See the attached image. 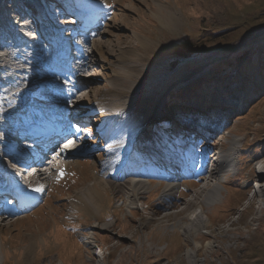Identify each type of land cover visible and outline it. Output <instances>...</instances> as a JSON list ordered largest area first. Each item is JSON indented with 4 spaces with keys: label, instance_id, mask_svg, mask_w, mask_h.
<instances>
[{
    "label": "rangeland",
    "instance_id": "rangeland-1",
    "mask_svg": "<svg viewBox=\"0 0 264 264\" xmlns=\"http://www.w3.org/2000/svg\"><path fill=\"white\" fill-rule=\"evenodd\" d=\"M106 1L108 11L100 15L107 16L108 24L91 46L90 67L79 82L83 90L73 99L87 125L83 127L88 132L86 145L100 143L95 129L108 145L111 133L106 125H121L122 131L112 139L114 160L101 164L102 151L94 147L96 151L82 153L92 148L82 143L76 154L79 164L68 166L61 178L48 184L42 203L24 218L4 220L0 264H264V0ZM55 9L59 15L68 13L59 9V3ZM166 11L175 13L171 24L165 19ZM183 40L187 59L174 50ZM128 70L131 77L123 75ZM133 70H141L145 82L150 80L139 90L149 102L141 123L130 128L124 125L132 124L130 112L112 102L115 96L110 88L128 90ZM132 98L124 92L117 97ZM99 99L102 104L112 102L113 115L100 116ZM201 109L206 121L209 114L217 116L216 132L206 146L220 148L224 155L228 152L233 168L221 171V177L207 176L197 187L193 181L181 184L170 197L162 195L165 185L149 182L148 191L136 193L138 209L128 210L125 177L114 181L111 175L116 167L110 170L115 164L121 170L125 165L123 135L135 141L143 125L148 128L141 129L144 135L150 133L156 117L162 119L156 125L165 131L160 121L196 117L191 110ZM170 138L173 143L174 137ZM126 172L119 175L128 177ZM213 184L219 185L221 194L206 206L205 194ZM92 185L94 194L85 196V201H70ZM200 205L206 225L185 235L180 226L191 221L188 214ZM71 213L73 221L66 223ZM96 220L111 225L97 228L92 226ZM78 231L94 236L97 246L87 243L83 251ZM208 241L211 247L205 245ZM91 251H98V256Z\"/></svg>",
    "mask_w": 264,
    "mask_h": 264
},
{
    "label": "bare ground",
    "instance_id": "bare-ground-1",
    "mask_svg": "<svg viewBox=\"0 0 264 264\" xmlns=\"http://www.w3.org/2000/svg\"><path fill=\"white\" fill-rule=\"evenodd\" d=\"M31 2H32L31 0L28 1V2H26V5L27 6H31V4L33 3V2L32 3ZM157 5L159 7V10H162L163 5L160 4V3H158ZM4 14H5V11L4 10H0V17L3 18ZM174 18H175V13L174 12H172V11H166V13H165V19H166L167 22H169L171 20L170 21V24H171V22H174ZM64 22H67V21L65 20ZM25 25H26V23H25ZM22 28H24V25L22 26ZM5 29L7 31L9 29H14V28L12 26L6 25V28ZM19 35H20V33H19ZM141 44L144 45V48L146 47L145 44H144V42H143V40H141ZM90 50L92 52V48H90ZM6 55H8V52H6ZM11 63H12V65H17V64H20L22 62H21L20 58L17 57V58L14 59V62L11 61ZM14 63H17V64H14ZM140 71L141 70H133V72H135V74H133L134 75V78H133L134 80L131 78L132 79V82L128 85V87H127L128 90H125L124 88H113V87L110 88V91L115 96V101L112 100V102H115L116 106L119 109L125 108V109H128L129 110V112H130L129 118L132 121V124H130L128 122V124H124V125H126L127 127L130 126V128H133V126L136 125V123H141V114H144L146 112L145 109H144V107L149 102V99L143 98V97H141L139 95V90L140 89H144L147 86V83L150 82V80L148 82H145V79H144V76H143L145 74L139 73ZM131 74H132V72L130 70H128V71H126V72L123 73L124 76H128L129 75L130 77H131ZM122 92H124V93H131L133 95V98L130 101H128L127 99L126 100H119V99H117L118 95L120 93H122ZM101 98L102 97H100V99ZM100 99L97 101L99 103V106H98L99 107V110L101 111V115L100 116H111V115H113L114 114L112 112L113 110L110 107L112 105V102L111 103H107V104H102V103L99 102ZM80 119L82 120V117L81 116L78 117V119H76V120L78 121ZM80 127H84V126H80ZM120 128H121V125L116 126V127L106 125V127H105L106 132H110L111 134H110V137H109L108 145L104 146L105 153H104V158L100 160L101 164H105L107 162H112L114 160V157H113L114 155H113V152H112V145L111 144L114 142V141H112V139L115 138L116 136H118V134L122 131ZM115 131H117V133H114ZM113 133H114V135H113ZM147 135L150 136V134H148V133H147ZM151 138H147L145 141H143V144L146 145L147 143H150V142H153V143L154 142H157V143L159 142V140L156 139V137L153 136ZM115 142H116V140H115ZM136 149L137 148L134 149L135 153H136ZM150 149H151V147H150ZM77 152H76V154H77ZM156 152L159 153V154H161V152H164V150L161 149V147H160V149L159 150H156ZM150 153H152V152H148V153H146V155L144 153L145 157H149V154ZM152 155H153V153H152ZM74 157H75V159L72 158V157H70L69 155L67 156V158L65 159V163H66V166L67 167L68 166H71L73 164H76V163L79 164V162H77V158H76L77 156L74 155ZM226 157H230V154L227 155V153H225V155L224 154H221L220 155L219 164H218V166L220 168L224 167L226 164L228 166V161L226 160ZM66 160H68V161H66ZM69 160H71V161H69ZM65 163H64V165H65ZM5 164L6 163L4 162V160H3V162L0 161V172H2V171L5 170ZM131 165H134V167H133L132 170H129V169L126 170L127 172L124 173V174L125 175H129V176L128 177H125V179H123V181H124V184H126V185L128 184V186H129V187H127L128 192L126 193V196H128V198L130 200V202H129V205L130 206H127L128 207V210H132V209H135L136 210V209H138V206L136 205V201L138 200L136 198L137 197L136 196V193H141V192L148 191L149 190V187H150L149 181L148 180H145L143 178V176L141 175V173L143 174V172L149 170V168H146V169L145 168H142L143 170L145 169L144 171H142L140 164L139 163L138 164H135L134 161H132V163H129V166H131ZM169 172H172V171H167V174L171 175L172 173H169ZM259 172L262 173L261 171H259ZM34 181L35 182L36 181H40V182L38 184H35L32 187V191L29 192V198L30 199L25 201V205L29 204L30 201L32 202V201H35V200H39V197L43 193L44 188L48 184H50V182H51V180H49V176H40L39 178H36ZM96 184H98V182H96ZM177 184L178 183L175 182L174 180H170L169 182H166L165 186L162 189V195L163 196H166V197L172 196L176 192ZM126 185L123 186V187H126ZM93 186L94 185H92V187H90V189L87 188V189L84 190V191H86V194H80L78 196V198L76 197L74 200H70V201H72V203H74L76 201H78V202L85 201L86 200V197H88V195L94 194V191H95L96 187H93ZM132 189H134V191ZM220 194L221 193H220V187H219V185L218 184H213L211 186V188H209L207 190L206 194H205V199L203 201L204 204L206 206H208L209 203L210 204L215 203L216 200L219 198V195ZM81 195H82V197H81ZM135 198H136V201H134ZM188 215H189V218H190L191 221L189 223L182 224L180 226V228L182 229V231H183V233L185 235H190V234H192V232H195V231L199 230L202 226H205L206 225L207 218H206V214L204 212V207L202 205L194 208V210L191 213H189ZM5 224H6V222H4V220H2L0 222V226L5 225ZM99 224H101V225H99ZM110 225H111V222L102 223V222H98V220H96V221H94L92 223V226H97V228L98 227L99 228L108 227ZM83 234L84 233H80L81 237H83L85 239V242L86 243H89V244H91L93 246L92 242H95L94 241V236L91 235V237H89V236H86V235H83ZM80 235L78 234L79 237H80ZM90 238H92V240H90ZM30 244H28L26 246L25 254L28 253V246ZM205 245L211 247L213 244H210V242L208 241ZM197 246H198V244H197ZM0 249H1V247H0ZM98 251H100V250H98ZM98 251L97 252L96 251H93V254H95V256H98L97 255ZM100 254H101V251H100ZM150 255L153 256V253H151ZM154 256H156V255H154Z\"/></svg>",
    "mask_w": 264,
    "mask_h": 264
},
{
    "label": "trees",
    "instance_id": "trees-1",
    "mask_svg": "<svg viewBox=\"0 0 264 264\" xmlns=\"http://www.w3.org/2000/svg\"><path fill=\"white\" fill-rule=\"evenodd\" d=\"M66 3L69 4V5H77L79 3V0H66ZM78 6V5H77ZM182 43V44H181ZM184 44H185V40H183L182 42L178 43L175 45V48L174 50L176 51V53H179L181 52L179 55L181 56L180 58L181 59H187V57H185L187 55V52H184L182 53L183 51H185V47H184ZM190 47V46H189ZM180 48H183V50H180ZM180 50V51H179ZM177 59L175 58V61Z\"/></svg>",
    "mask_w": 264,
    "mask_h": 264
},
{
    "label": "snow or ice",
    "instance_id": "snow-or-ice-1",
    "mask_svg": "<svg viewBox=\"0 0 264 264\" xmlns=\"http://www.w3.org/2000/svg\"><path fill=\"white\" fill-rule=\"evenodd\" d=\"M72 144V141H68V144L65 145V147H69ZM39 190V189H38Z\"/></svg>",
    "mask_w": 264,
    "mask_h": 264
}]
</instances>
